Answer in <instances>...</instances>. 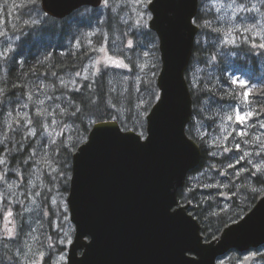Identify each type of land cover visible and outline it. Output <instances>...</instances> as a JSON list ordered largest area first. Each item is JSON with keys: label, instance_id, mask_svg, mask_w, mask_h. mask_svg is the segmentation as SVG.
I'll use <instances>...</instances> for the list:
<instances>
[{"label": "rangeland", "instance_id": "1", "mask_svg": "<svg viewBox=\"0 0 264 264\" xmlns=\"http://www.w3.org/2000/svg\"><path fill=\"white\" fill-rule=\"evenodd\" d=\"M150 1L106 0L99 16L104 20L112 12L123 31L116 28L111 40L98 27L78 32L70 45L85 40L95 47L85 66L63 74L57 86L33 77L21 90L7 86L13 68L23 65L17 54L21 31L39 24L43 13L34 0H0V159L5 160L0 165L4 176L0 182V264H66L58 245L68 246L74 234L66 191L71 178L69 151L85 139L73 120L67 91L106 71L114 92L110 105L119 109L118 105L125 107L130 100L134 106L131 119L146 121L148 93L155 95L154 102L159 97L161 68L159 44L149 32ZM200 4L201 11L213 13L205 25L216 54L207 65L193 63L187 73L190 87L204 92H200V114L194 118L192 133L208 149L202 166L189 175L187 192L192 188L197 192L202 217L225 215L228 225L264 194V103L255 98L264 93L254 96L260 90L257 85L264 83V0H203ZM100 33V40L95 39ZM242 45L255 51L261 67L257 79L232 71L230 61ZM210 87L215 95L207 91ZM20 153L24 156L16 157ZM9 228L14 229L12 237ZM252 253L257 255L252 264H264V245L247 253L232 250L217 264H243Z\"/></svg>", "mask_w": 264, "mask_h": 264}, {"label": "water", "instance_id": "2", "mask_svg": "<svg viewBox=\"0 0 264 264\" xmlns=\"http://www.w3.org/2000/svg\"><path fill=\"white\" fill-rule=\"evenodd\" d=\"M40 4L45 14L64 19L82 7L102 8L105 0ZM148 9L159 40V98L146 115L145 135L117 120L99 121L72 153L67 203L75 236L68 264H217L232 250L264 245V195L210 241L189 213L192 203L180 204L179 190L202 159L186 133L193 117L186 72L200 30L199 0H151Z\"/></svg>", "mask_w": 264, "mask_h": 264}, {"label": "trees", "instance_id": "3", "mask_svg": "<svg viewBox=\"0 0 264 264\" xmlns=\"http://www.w3.org/2000/svg\"><path fill=\"white\" fill-rule=\"evenodd\" d=\"M34 1L35 7L42 11L40 0ZM42 13L43 17L39 24L27 25L25 26L26 30L24 32L21 31L22 37L20 38L17 54L23 58V65L19 69L13 68L10 72L7 83L9 89L20 88L22 90V86H24L31 78L39 76H42L41 78L45 81L56 82L54 85L57 86V79L63 76V74L67 72H74L76 69H78L79 72L83 66H85V63H87L93 56L95 47L87 44L85 40H82L79 45H70L71 39L74 38L75 34L78 32L84 29L94 31V29L98 27L101 29V32L105 29L108 38L111 40L113 34L112 30H116L117 28V30L121 32L123 31L121 30V26L123 25L119 22L118 16L114 15L110 11L106 13L104 20L98 14L99 9L91 7H82L64 19H55L47 14H44L43 11ZM211 17H213V13H208L207 11L204 12L200 9L194 19L195 24L200 27V31L197 35V37L199 36V42L196 41L193 49L191 65H193V63L207 65V60L216 54V46L211 42L212 35L210 33V29L207 25H205V20ZM149 32L153 39L157 42V35L152 31ZM101 34L102 33L95 35V39L100 40L102 36ZM204 34H206V44H204V41H201ZM235 51L237 57H234V59L230 61L232 71L238 72L240 70V72L247 77L257 79L259 73L255 51L251 49L249 50L243 45L237 47ZM72 69L74 70L72 71ZM112 89L113 88L110 86L106 71H101L100 73L95 74L92 78L86 79L79 88L75 87L73 89H68L67 93L72 101L71 113H73V120L76 124L77 130L82 131V136H85V139L74 144V150L86 140L88 132L92 128L93 124L99 121L117 120L124 130H133L138 133L145 132L146 121L138 123L137 121L134 122L131 119L133 116L132 111L134 106L131 105L130 100H128V105L125 107L118 105L117 108L119 109L110 105V97L114 96ZM62 90H64V87H62ZM207 91L211 95H215L211 87L208 88ZM200 92L204 94V92L199 88L195 89L191 87L194 116L187 130L189 137L196 140L201 147L202 161L198 168L202 166L207 158L206 152L208 151L204 143L200 142V140L192 133L194 118L200 114L199 97L202 95ZM154 99L155 95L149 92L147 97L149 103L145 108V111L147 112L146 115L155 103ZM62 150H64V148H62ZM73 151H69L70 164ZM22 155L24 156L23 153H20L16 155V157ZM66 191H69V187ZM178 196L182 203L193 200L196 201V205L193 206L191 212L202 225V235L206 241L212 240L218 236L223 227L228 223L226 222L227 220L225 219V215H222L219 218L213 216L206 218L202 217L198 210L200 205L202 206V201H199L197 192L194 191L193 188L188 190V192L187 187L181 189ZM256 200L257 199H253L252 204H255ZM197 201L199 202L197 203ZM245 209L248 210L249 208L246 207ZM235 218L236 216H234L232 220Z\"/></svg>", "mask_w": 264, "mask_h": 264}, {"label": "flooded vegetation", "instance_id": "4", "mask_svg": "<svg viewBox=\"0 0 264 264\" xmlns=\"http://www.w3.org/2000/svg\"><path fill=\"white\" fill-rule=\"evenodd\" d=\"M203 2V1H202ZM228 67V66H227ZM257 67H258V73H259V75L261 76V70H260V63H258L257 62ZM263 85H264V83L263 82H261L260 83V85H257V88L258 89H260L257 93H255V95L254 96H256V95H258V94H261V93H264V89H263ZM255 98H257V99H260V98H262L263 99V101L262 100H259L260 102H263L264 103V95H262L261 97H258V96H256ZM259 104H261V103H259ZM262 105V104H261ZM74 236H75V227H74V234H73V239H74ZM89 239V238H88ZM72 242H73V240H72ZM72 242L68 245V246H66V245H58V247H59V250L61 251L60 252V256H62V254L64 255V257H66V264H68V255H69V250H70V246H71V244H72ZM79 255H81L82 254V251L81 250H79ZM49 258L47 257V259L46 260H48ZM44 260L45 259H43L42 260V262H44Z\"/></svg>", "mask_w": 264, "mask_h": 264}, {"label": "snow or ice", "instance_id": "5", "mask_svg": "<svg viewBox=\"0 0 264 264\" xmlns=\"http://www.w3.org/2000/svg\"><path fill=\"white\" fill-rule=\"evenodd\" d=\"M233 83H235V81H234ZM237 119L240 120V121H243L244 117H240V116H238ZM30 135H34V133H30ZM225 151L227 152L228 149L225 148ZM4 163H5V160L0 159V165H3ZM259 170H260V168L258 167V168H257V171H259ZM0 179H2V177H0ZM11 188H12V185H9V189H10V190H11ZM52 203H53V204H56V201L53 200ZM11 215H12V213H11V212H8V216H11ZM7 231H8V235H9V237H12L13 232H14V229H13V228H9ZM65 235H67V233H65ZM41 255H42V254H41Z\"/></svg>", "mask_w": 264, "mask_h": 264}, {"label": "bare ground", "instance_id": "6", "mask_svg": "<svg viewBox=\"0 0 264 264\" xmlns=\"http://www.w3.org/2000/svg\"><path fill=\"white\" fill-rule=\"evenodd\" d=\"M107 21H108V18H107ZM113 21H115V20H113ZM112 21V22H113ZM113 24H115V23H113ZM116 25H117V23H116ZM108 26V25H107ZM110 26V25H109ZM122 27V26H121ZM126 27V26H125ZM109 28V27H108ZM123 28V27H122ZM113 29H114V27H113ZM125 29V28H124ZM115 30V29H114ZM114 30H112V31H114ZM122 30V29H121ZM119 31V30H118ZM128 31V30H127ZM119 32H121V31H119ZM119 34V33H118ZM121 34V33H120ZM207 48V47H206ZM212 49V48H211ZM73 50H75V49H73ZM74 52V51H73ZM243 54V53H242ZM73 55V54H72ZM204 56H205V54H204ZM70 57V56H69ZM72 57V56H71ZM226 60V59H225ZM224 63V62H223ZM231 63V62H230ZM86 64V63H85ZM69 65H70V63H69ZM227 65V64H226ZM31 67V66H30ZM60 67V66H59ZM59 67H58V69H59ZM84 67V66H83ZM81 69V68H80ZM60 70H62V69H60ZM68 70V69H67ZM74 69H72V71H73ZM225 70V69H224ZM77 72L78 71V69H76V70H74V72ZM221 71V70H220ZM43 72V71H42ZM40 73V72H39ZM50 73V72H49ZM49 73H48V75H49ZM69 73V72H68ZM47 74V73H46ZM52 74V73H51ZM65 75V74H64ZM33 76V75H32ZM61 76V75H60ZM40 77V76H39ZM42 77V76H41ZM40 77V78H41ZM55 78V77H54ZM14 97V96H13ZM216 214H218V213H216ZM218 216V215H217ZM217 216H215V217H217ZM210 217V216H209ZM219 217V216H218Z\"/></svg>", "mask_w": 264, "mask_h": 264}]
</instances>
